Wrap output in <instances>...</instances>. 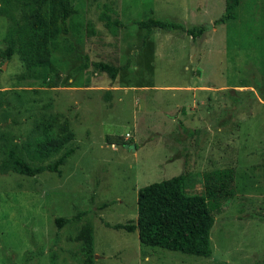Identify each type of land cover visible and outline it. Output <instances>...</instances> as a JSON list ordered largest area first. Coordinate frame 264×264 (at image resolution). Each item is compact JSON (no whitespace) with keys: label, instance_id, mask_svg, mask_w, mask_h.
I'll use <instances>...</instances> for the list:
<instances>
[{"label":"rangeland","instance_id":"1","mask_svg":"<svg viewBox=\"0 0 264 264\" xmlns=\"http://www.w3.org/2000/svg\"><path fill=\"white\" fill-rule=\"evenodd\" d=\"M226 3L72 0L52 48L59 75L42 82L7 57L0 15V160L13 145L32 166L73 149L60 173H0V264H86L89 250V264H264V0H240L214 25ZM106 15L123 25L106 27ZM152 15L209 29L193 38L133 23ZM78 52L121 67L117 78L79 70ZM63 123L73 136L60 142ZM224 167L235 196L214 211L210 256L116 227L137 222L140 187L184 173L185 191L203 194L204 173Z\"/></svg>","mask_w":264,"mask_h":264},{"label":"trees","instance_id":"2","mask_svg":"<svg viewBox=\"0 0 264 264\" xmlns=\"http://www.w3.org/2000/svg\"><path fill=\"white\" fill-rule=\"evenodd\" d=\"M239 3L240 0H227L224 12L213 24H225L234 19ZM75 12L72 0H0V15L11 22L4 36L7 44L6 55L11 58L15 53L19 54L24 65L22 77L42 82L51 75H59L57 65L52 60V48L57 44L60 35L69 32L68 19ZM105 18L108 28L123 25L118 18L112 19L108 15ZM133 23L145 29H180L193 38L203 36L209 29L206 23L186 27L181 22L155 15L147 19L133 20ZM78 54L84 60L78 66L79 70L93 65L106 72L113 80L121 70L118 65L106 61H92L87 53ZM107 97H111L109 91ZM183 130L191 135L198 129ZM62 131L67 133V137L60 142L72 138L73 133L66 123L62 124ZM72 152L73 149H68L52 163L32 166L21 156L17 146L13 145L8 150L7 157L0 160V173L26 176H36L44 171L60 173V165L65 163ZM233 180V168L224 167L204 173L203 194H189L185 191L184 173L144 185L138 190L137 222L118 223L116 227L129 232L138 230L139 239L144 244L210 256L211 229L216 221L214 211L221 210L222 204L235 196ZM68 220L66 217L56 218L59 225ZM91 254V250L84 252L87 263L92 258Z\"/></svg>","mask_w":264,"mask_h":264},{"label":"crops","instance_id":"3","mask_svg":"<svg viewBox=\"0 0 264 264\" xmlns=\"http://www.w3.org/2000/svg\"><path fill=\"white\" fill-rule=\"evenodd\" d=\"M87 264H89V262Z\"/></svg>","mask_w":264,"mask_h":264}]
</instances>
